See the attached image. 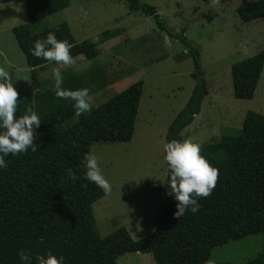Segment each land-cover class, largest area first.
Masks as SVG:
<instances>
[{"label":"trees","instance_id":"16d2710c","mask_svg":"<svg viewBox=\"0 0 264 264\" xmlns=\"http://www.w3.org/2000/svg\"><path fill=\"white\" fill-rule=\"evenodd\" d=\"M121 1L128 6L129 14L153 18L162 31H167L156 9L144 0ZM25 2L28 24L13 28V33L31 70L34 93L17 91L14 118L31 109L37 113L40 125L33 130L37 150L29 148L15 156L9 154L5 157L7 167L0 169V264H23L17 255L19 249L29 250L33 264L36 254L46 252L63 256L65 264H115L126 254H150L155 264H236L214 262L211 255L215 248L230 241L264 234V116L248 111L238 136L223 135L219 141L203 146L200 155L219 174L211 194L198 199L200 208L196 213L185 211L182 217L174 216L177 201L168 194L170 170L166 162L164 201L153 234L132 240L127 230L120 229L102 237L93 206L105 193L83 177L81 160L85 152L91 153L95 143L133 139L143 82L76 118L71 102L55 96L54 79L39 80V73L56 61L37 58L29 49L35 40L53 32L58 40H67L71 45L69 53L73 59L83 56L96 61L97 45L92 41L77 43L67 23L41 31L32 29V24L68 8L70 0ZM237 13L243 23L264 22V0L243 6ZM118 35L117 30L106 31L100 38L106 42ZM181 43L193 60L192 77L197 86L169 129L166 142L181 141V132L201 113L203 98L209 90L200 50L184 38ZM97 63L84 75L67 71L61 87L87 88L89 96L107 87L110 82ZM263 66L264 52L232 65L236 99H254ZM73 118L76 122L68 125ZM67 168L76 172L77 181L68 179ZM246 264H264V247Z\"/></svg>","mask_w":264,"mask_h":264},{"label":"rangeland","instance_id":"374dc122","mask_svg":"<svg viewBox=\"0 0 264 264\" xmlns=\"http://www.w3.org/2000/svg\"><path fill=\"white\" fill-rule=\"evenodd\" d=\"M258 0H144L153 6L167 31L141 13L129 14L121 0H70L65 10L32 24V29L67 23L77 43L92 41L98 58L83 56L68 65L57 62L39 73L41 82L53 78L57 68L85 74L95 63L110 84L89 97L91 108L143 82L134 137L130 142L95 143V155L111 191L93 206L102 237L128 231L132 240L153 234L162 212V188L167 177L163 145L169 129L185 109L197 86L193 60L181 38L200 50L209 88L201 113L181 132L202 148L223 135L238 136L248 111L264 116V66L254 99L233 96L232 65L264 52L263 20L243 23L237 10ZM82 9L87 13L83 14ZM28 24L25 0H0V69L9 73L16 91L34 93L31 70L14 36L13 28ZM119 35L102 42L106 31ZM180 40V41H179ZM76 122L73 118L68 125ZM264 247V234L230 241L212 251L214 262L246 264ZM115 264H155L150 254H126Z\"/></svg>","mask_w":264,"mask_h":264},{"label":"clouds","instance_id":"9594fccd","mask_svg":"<svg viewBox=\"0 0 264 264\" xmlns=\"http://www.w3.org/2000/svg\"><path fill=\"white\" fill-rule=\"evenodd\" d=\"M82 12L84 15L87 14L83 9ZM70 47L67 40H58L53 32H48L46 37L35 40L29 51L37 58L56 61L58 66H63L73 62L69 53ZM52 73L55 96L71 102L74 116L79 118L81 114L90 111L89 89H64L61 87L63 82L61 72L54 68ZM17 95L13 83L9 80V73L0 69V169L7 167L5 157L9 154L15 156L26 152L29 148L33 152L37 150V146L33 143V130L40 125L39 117L35 111L28 109L26 114L14 118L17 110ZM163 150L164 160L170 170L168 194L177 201L178 211L174 216L182 217L185 211L196 213L200 208L198 199L211 194L219 170L200 155V146L189 140H171L163 145ZM80 166L84 169L83 177L86 180L101 188L105 194L111 191V185L102 174L95 155L85 152ZM65 172L68 179L73 182L79 179L73 169L67 168ZM17 255L23 264H33V255L29 250L19 249ZM34 264H65V258L46 252L36 254Z\"/></svg>","mask_w":264,"mask_h":264}]
</instances>
